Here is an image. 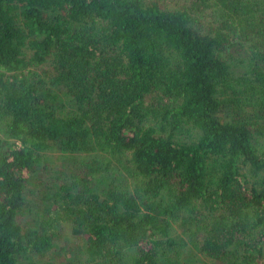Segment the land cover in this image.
Instances as JSON below:
<instances>
[{
    "label": "trees",
    "instance_id": "trees-1",
    "mask_svg": "<svg viewBox=\"0 0 264 264\" xmlns=\"http://www.w3.org/2000/svg\"><path fill=\"white\" fill-rule=\"evenodd\" d=\"M0 264H264V0H0Z\"/></svg>",
    "mask_w": 264,
    "mask_h": 264
}]
</instances>
